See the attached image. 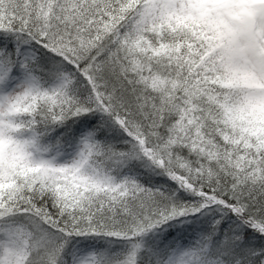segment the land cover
Wrapping results in <instances>:
<instances>
[{
    "label": "snow or ice",
    "instance_id": "snow-or-ice-1",
    "mask_svg": "<svg viewBox=\"0 0 264 264\" xmlns=\"http://www.w3.org/2000/svg\"><path fill=\"white\" fill-rule=\"evenodd\" d=\"M0 264H264V0H0Z\"/></svg>",
    "mask_w": 264,
    "mask_h": 264
}]
</instances>
